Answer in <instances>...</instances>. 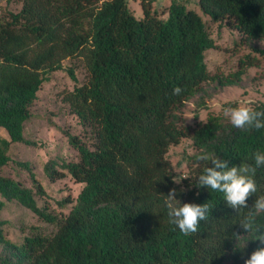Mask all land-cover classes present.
Returning <instances> with one entry per match:
<instances>
[{
  "label": "trees",
  "instance_id": "16d2710c",
  "mask_svg": "<svg viewBox=\"0 0 264 264\" xmlns=\"http://www.w3.org/2000/svg\"><path fill=\"white\" fill-rule=\"evenodd\" d=\"M197 1L205 14L224 19L243 37H264V0ZM142 5L143 14L136 16L129 0H23L19 10L0 19V126L9 133L0 134V193L58 225L52 234L35 230L18 241L0 219V264H243L241 256L256 249L259 242L236 224L247 209L239 213L223 193L197 187L209 163L197 158L206 152L230 166L252 164L254 153L264 152V129L234 128L216 113L194 126L182 121L187 100L198 95L199 107L205 105L203 83L214 77L206 53L218 41L190 0H170L162 9L147 0ZM256 49L264 55V46ZM68 56H82L89 69L88 79L65 97L90 127L93 142L68 134L79 157L51 158L44 165L51 179L67 169L83 182L61 217L39 202L37 194L47 192L30 161L15 160L28 169L35 188L2 169L12 159L13 141L35 143L24 133L31 105L46 72L62 67ZM248 63H254L250 54L235 71L217 76L218 84L238 83ZM176 87L181 94L173 95ZM252 106L264 111V101ZM187 135L197 150L183 186L175 182L167 152ZM255 180L258 192L249 207L264 195V168ZM173 188L181 203L210 205L197 233L185 236L169 223L165 199ZM236 231L246 236L240 243L231 238Z\"/></svg>",
  "mask_w": 264,
  "mask_h": 264
},
{
  "label": "rangeland",
  "instance_id": "374dc122",
  "mask_svg": "<svg viewBox=\"0 0 264 264\" xmlns=\"http://www.w3.org/2000/svg\"><path fill=\"white\" fill-rule=\"evenodd\" d=\"M147 1L159 9L170 2V0ZM190 3L209 21L212 33L218 41V45L208 49L206 53L208 68L214 77L203 83L206 92L202 99L205 105L199 107L196 95L187 100L180 110L182 121L194 126L207 119L209 113H216L227 119L223 115V109L226 107L264 101V55L256 49L261 46V39L243 37L236 27L228 25L224 19L215 20L208 16L209 14H205L197 0H190ZM22 4L23 0H0V19L8 17L10 10H19ZM129 4L136 16L143 14L142 0H129ZM248 54L254 63L245 66L241 80L235 84L220 86L217 76H225L235 71L239 67L240 59L246 58ZM70 67L74 69L76 78L71 75ZM89 74L82 56H68L62 60V67L46 72L47 78L31 105L32 115L25 122V136L35 143L13 141L9 150L12 159L2 169V173L35 188L28 169L15 160L30 161L47 192L45 195L37 194L39 202L47 203L49 209L61 217L66 215L75 203L83 182L77 181L67 169H64L66 173L63 177L51 179L44 165L51 158L61 162L79 157V151L70 143L68 134H77L89 144L93 142L90 127L80 121L65 97L76 83L86 81ZM0 134L9 137L3 126H0ZM196 150L192 136L187 135L178 143H172L167 152L176 174V181L182 180L179 184L183 186H186V182L192 176L191 155ZM0 201H2L0 219L5 220V232L15 240L20 241L26 233L35 230L52 234L58 227L57 223L42 219L30 208L17 200L5 198L2 193Z\"/></svg>",
  "mask_w": 264,
  "mask_h": 264
},
{
  "label": "clouds",
  "instance_id": "9594fccd",
  "mask_svg": "<svg viewBox=\"0 0 264 264\" xmlns=\"http://www.w3.org/2000/svg\"><path fill=\"white\" fill-rule=\"evenodd\" d=\"M260 44L264 46V37L261 38ZM181 92L180 87L173 89V95H179ZM223 115L228 118L234 128L257 131L264 129V111H257L251 103L226 107L223 109ZM197 159L209 162L203 168L202 174L198 176L197 187H207L212 191L223 193V200L226 201L227 206L239 213L241 210L247 209L236 224L247 233L246 236H252L251 241L259 243L249 257L241 256L243 264H264V223L260 222V218L264 217V195H256L257 198L251 207L248 205L249 197L258 192L255 175L257 169L264 168V152L257 150L251 157L254 163L245 162L240 166H230V161L206 152H202ZM181 181L175 180L176 183ZM180 191L185 190L181 189ZM176 197V188L171 189L166 195L165 205L169 223L178 227L185 236L197 233L201 221L208 219L210 205L208 203H181ZM246 236H242L239 231H236L232 233L231 238L240 243L241 238Z\"/></svg>",
  "mask_w": 264,
  "mask_h": 264
}]
</instances>
